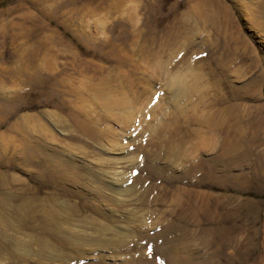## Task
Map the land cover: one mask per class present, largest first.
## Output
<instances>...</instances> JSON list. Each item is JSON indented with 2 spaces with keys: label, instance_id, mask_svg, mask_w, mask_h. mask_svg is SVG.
Instances as JSON below:
<instances>
[{
  "label": "rangeland",
  "instance_id": "1",
  "mask_svg": "<svg viewBox=\"0 0 264 264\" xmlns=\"http://www.w3.org/2000/svg\"><path fill=\"white\" fill-rule=\"evenodd\" d=\"M24 56L49 82L0 72V152L73 155L97 179L69 200L122 237L68 263L9 231L0 264H264V0H0L1 69ZM174 76L192 89L178 104ZM6 173L52 191L33 168Z\"/></svg>",
  "mask_w": 264,
  "mask_h": 264
},
{
  "label": "bare ground",
  "instance_id": "2",
  "mask_svg": "<svg viewBox=\"0 0 264 264\" xmlns=\"http://www.w3.org/2000/svg\"><path fill=\"white\" fill-rule=\"evenodd\" d=\"M206 5L211 9L210 3ZM211 17L216 20L220 18V14L217 10L212 11ZM218 23H220V21H218ZM18 63L19 65L13 69H1L0 67V72L3 75L12 73L17 77H26V81L37 85V88L44 91L42 87H44V84L48 83L49 80L43 79L40 73L33 69L35 68L33 57L24 56ZM168 89H170V93L173 96L172 102L174 104H178L181 95H187L192 92L191 87L186 85L184 79L179 76L172 77ZM0 93H2L1 90ZM107 101L106 105L108 104L111 108L118 109L117 111H124L126 108L130 109V105L125 103L119 104L114 99L111 100L109 98ZM48 105L59 109L58 106L52 105L51 102H48ZM121 105H127V107L125 108ZM116 119H118L121 124H124L127 120L123 119L121 115L117 116ZM205 120L207 123L211 120V116L206 117ZM192 122L196 123L197 117H194ZM12 128L13 127H8L7 130L10 131ZM81 129L82 128H79V130ZM176 133L177 129L173 128L171 135L176 136ZM168 144V146H170V143ZM201 144L204 149L209 146L206 140ZM159 147L160 152L167 148V146L164 148V145H160ZM231 152L236 151L233 150ZM70 156L73 157L70 153L64 154L63 152H51V155L47 152H23L18 157L14 152H0V167H6L8 169L14 167L25 172L33 168L37 171L36 176H43L45 178V185L52 189V191L39 192L38 190L28 187L25 182L13 175H7V173L0 174V233L3 235L2 240L7 239L6 236H8L7 232L9 231L19 233L23 235L24 238L19 239V237L15 239L17 243L15 246L23 249L30 247L34 250L33 253H35V256L42 260H60L67 261L68 263H75L81 260L79 258L80 248H82L84 244L86 245L89 240L96 239L97 243L101 245L107 243L106 241L110 244V242L121 240L122 234L120 235L113 226L99 222L96 217H102L104 215L101 216L99 211L94 209L95 207L92 208L91 206V208L85 209V207L78 206L75 202L69 200V196H75L78 192L71 193V191L64 189L65 185H69L68 183L70 182H76L77 185H74L75 189L86 191L87 189L82 187V184L85 186L89 184V181H92L93 178L97 179L96 174L88 170L87 167L84 168V170H79L80 172L70 168L71 165L68 163L70 162ZM104 162H106L105 165L109 163L113 164L111 160H105ZM100 173L103 174L102 172ZM136 187L137 186L132 184L130 188H127L129 194L133 195ZM91 188L96 192L102 191L99 187L91 186ZM134 196H136V193ZM105 200H110V198H105ZM142 202L146 204L144 200ZM74 226L84 229L92 228L93 233L91 232L92 234H88V236L86 231L83 232L77 228H73ZM3 249H0V258L13 254V248Z\"/></svg>",
  "mask_w": 264,
  "mask_h": 264
},
{
  "label": "snow or ice",
  "instance_id": "3",
  "mask_svg": "<svg viewBox=\"0 0 264 264\" xmlns=\"http://www.w3.org/2000/svg\"><path fill=\"white\" fill-rule=\"evenodd\" d=\"M153 103H155V100H153Z\"/></svg>",
  "mask_w": 264,
  "mask_h": 264
}]
</instances>
